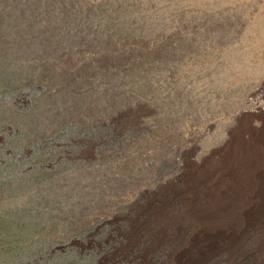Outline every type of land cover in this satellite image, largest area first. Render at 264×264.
<instances>
[{
    "label": "rangeland",
    "instance_id": "rangeland-1",
    "mask_svg": "<svg viewBox=\"0 0 264 264\" xmlns=\"http://www.w3.org/2000/svg\"><path fill=\"white\" fill-rule=\"evenodd\" d=\"M247 180L264 0H0V264H264Z\"/></svg>",
    "mask_w": 264,
    "mask_h": 264
},
{
    "label": "bare ground",
    "instance_id": "bare-ground-1",
    "mask_svg": "<svg viewBox=\"0 0 264 264\" xmlns=\"http://www.w3.org/2000/svg\"><path fill=\"white\" fill-rule=\"evenodd\" d=\"M244 177H245V175H244ZM244 182H245L244 187H240V188H243V191H245L246 196L248 198L246 199V203H247L246 206L243 208L239 207V213L237 215L238 220H241V219L249 220L251 218L252 214L254 213V211L257 210L258 208L261 210V215L263 214V216H264V187H249L248 186L249 184L247 185L249 180L244 181ZM228 188L230 191H227V192L225 191V192L228 193L227 196L230 198L232 195V193H231L232 189L235 188L234 190L236 191V189L238 187L232 186V187H228ZM221 189H224V188L220 187V190ZM253 197H254V199H253ZM256 199H258V202ZM244 210H246V213L242 214V213H244L243 212ZM235 214H237V213H235Z\"/></svg>",
    "mask_w": 264,
    "mask_h": 264
}]
</instances>
